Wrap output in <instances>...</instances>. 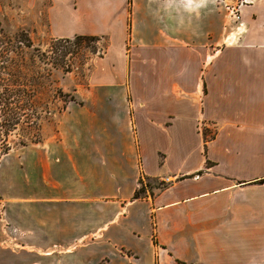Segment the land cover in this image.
Wrapping results in <instances>:
<instances>
[{"label":"crops","instance_id":"obj_1","mask_svg":"<svg viewBox=\"0 0 264 264\" xmlns=\"http://www.w3.org/2000/svg\"><path fill=\"white\" fill-rule=\"evenodd\" d=\"M25 13L32 34L107 38L58 120L71 139L44 141L25 197L5 198L58 212L42 242L93 243L58 264H264V0L229 27L219 0H25ZM144 177L168 184L133 199Z\"/></svg>","mask_w":264,"mask_h":264},{"label":"rangeland","instance_id":"obj_2","mask_svg":"<svg viewBox=\"0 0 264 264\" xmlns=\"http://www.w3.org/2000/svg\"><path fill=\"white\" fill-rule=\"evenodd\" d=\"M25 22V0H0V28L6 37L12 36L18 28L28 29ZM231 25L226 18L225 26ZM30 35L34 45L43 51L48 48L49 41L53 38L48 36L43 28H39L35 34L30 32ZM63 44L70 52L57 53L60 65L58 70L53 71L52 86L60 91L57 93L46 91L42 96V102L48 104V112L40 114L39 141L28 142L26 146L12 145L9 153L0 159V264H58V255L65 254L69 250L73 251L78 247L87 248L93 244L87 237L82 242L81 240L64 244L42 242L41 220L54 221L58 212L53 210L54 208L44 210L38 203L26 204L25 200L13 202L15 204L5 200L11 193L12 195L22 193L20 197H25L26 164H32L34 174L40 175L39 156L42 151L41 144L44 141L54 142L61 137L71 139V132L62 131L60 134L58 120L61 114H65L67 108L77 102L78 94H85L90 89L88 78L92 72V62L104 55L107 38L103 36L98 40L86 39L82 40L79 45L72 42ZM69 96H73L74 100H70ZM214 133L212 127L203 130L205 138L213 136ZM12 138H14L13 135ZM44 149L46 147H43ZM141 181L143 184L149 183V186L145 187V193L143 192L147 197L168 184L167 181L156 178L144 177ZM139 187L138 181L136 189ZM64 213L68 215L67 212ZM123 215L125 213L119 217ZM80 217L87 219L91 216L89 212L81 211ZM79 229L81 232L88 230L86 227ZM125 254L132 255L129 251H125ZM103 263L104 260L100 262V264Z\"/></svg>","mask_w":264,"mask_h":264},{"label":"trees","instance_id":"obj_3","mask_svg":"<svg viewBox=\"0 0 264 264\" xmlns=\"http://www.w3.org/2000/svg\"><path fill=\"white\" fill-rule=\"evenodd\" d=\"M99 38L103 36L53 37L43 51L34 45L28 29L18 28L6 37L0 28V159L9 153L12 145L26 146L28 142L39 141L40 114L48 112L42 96L46 91H60L52 86L53 71L60 65L57 53L70 52L63 43L79 45L82 40ZM69 99L74 100L73 96ZM255 182L264 183V178ZM139 183L133 199L143 197L145 187L149 186L141 179Z\"/></svg>","mask_w":264,"mask_h":264},{"label":"built area","instance_id":"obj_4","mask_svg":"<svg viewBox=\"0 0 264 264\" xmlns=\"http://www.w3.org/2000/svg\"><path fill=\"white\" fill-rule=\"evenodd\" d=\"M225 10V17L229 22L240 23L241 8L248 0H219Z\"/></svg>","mask_w":264,"mask_h":264}]
</instances>
